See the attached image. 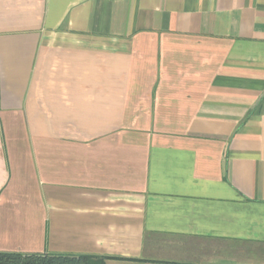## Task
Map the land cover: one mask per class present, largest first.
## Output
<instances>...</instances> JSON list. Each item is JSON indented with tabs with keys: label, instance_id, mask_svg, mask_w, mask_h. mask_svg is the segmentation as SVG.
<instances>
[{
	"label": "crops",
	"instance_id": "1",
	"mask_svg": "<svg viewBox=\"0 0 264 264\" xmlns=\"http://www.w3.org/2000/svg\"><path fill=\"white\" fill-rule=\"evenodd\" d=\"M0 252L264 264V0H0Z\"/></svg>",
	"mask_w": 264,
	"mask_h": 264
},
{
	"label": "trees",
	"instance_id": "2",
	"mask_svg": "<svg viewBox=\"0 0 264 264\" xmlns=\"http://www.w3.org/2000/svg\"><path fill=\"white\" fill-rule=\"evenodd\" d=\"M0 264H107V258L93 255L0 252Z\"/></svg>",
	"mask_w": 264,
	"mask_h": 264
}]
</instances>
